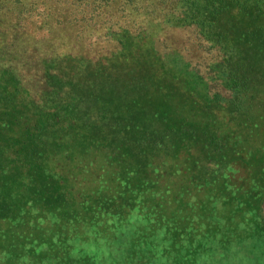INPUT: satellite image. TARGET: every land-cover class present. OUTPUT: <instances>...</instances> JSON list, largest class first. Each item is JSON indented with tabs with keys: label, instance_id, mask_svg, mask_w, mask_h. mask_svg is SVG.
Wrapping results in <instances>:
<instances>
[{
	"label": "trees",
	"instance_id": "1",
	"mask_svg": "<svg viewBox=\"0 0 264 264\" xmlns=\"http://www.w3.org/2000/svg\"><path fill=\"white\" fill-rule=\"evenodd\" d=\"M263 201L264 0H0V264L253 256Z\"/></svg>",
	"mask_w": 264,
	"mask_h": 264
},
{
	"label": "rangeland",
	"instance_id": "2",
	"mask_svg": "<svg viewBox=\"0 0 264 264\" xmlns=\"http://www.w3.org/2000/svg\"><path fill=\"white\" fill-rule=\"evenodd\" d=\"M262 213L264 215V201L262 203ZM243 258H248L246 263H243ZM221 261L222 264H264V251L254 250L253 256L248 255H238L234 254L230 257H221L217 261L213 258L208 259V264H213L215 262ZM218 264V263H217Z\"/></svg>",
	"mask_w": 264,
	"mask_h": 264
}]
</instances>
